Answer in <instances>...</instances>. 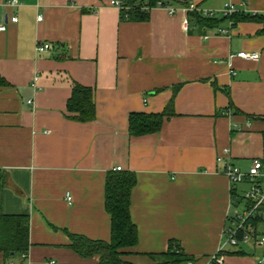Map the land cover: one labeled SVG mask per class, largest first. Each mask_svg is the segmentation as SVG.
<instances>
[{"label":"crops","instance_id":"0c3cea01","mask_svg":"<svg viewBox=\"0 0 264 264\" xmlns=\"http://www.w3.org/2000/svg\"><path fill=\"white\" fill-rule=\"evenodd\" d=\"M6 1L0 0V76L8 84L0 86V215L29 216L31 246L24 262L0 254V264H97L99 257L69 249V234L111 239L106 180L118 167L139 180L130 201L139 241L124 259L155 264L150 255L166 254L175 241L206 264L239 209L219 157L230 151L243 172L264 159L263 26L228 20L213 29L191 24L188 32L183 11L154 8L147 20L130 21L113 0ZM184 1L219 19L229 4L264 14V0ZM39 45L50 48L38 52ZM242 52L260 60L238 58ZM76 83L94 90L92 122L69 118ZM171 101L175 116L158 133L130 135L132 114H159ZM263 254L264 247L229 248L225 264H259Z\"/></svg>","mask_w":264,"mask_h":264},{"label":"trees","instance_id":"16d2710c","mask_svg":"<svg viewBox=\"0 0 264 264\" xmlns=\"http://www.w3.org/2000/svg\"><path fill=\"white\" fill-rule=\"evenodd\" d=\"M160 2L164 4L179 3L187 6L184 0H133L130 9L121 12L122 19L130 21H145L149 13L144 10V4L155 8ZM191 22L199 29L219 28L228 20L236 26L242 22H256L263 26L260 34L264 35V16L236 13L223 19L205 18L199 13H191ZM0 86H8L0 76ZM94 90L75 84L72 96L67 104V111L72 120L79 123H88L96 119V104ZM174 102L159 114H132L129 122V133L132 137H140L158 133L164 120L175 116ZM264 162V159L262 160ZM137 176L132 172L115 171L107 176L105 191V209L111 218V239L109 241L90 240L85 236L69 234V249L83 259L99 257L97 264H133L124 259L127 251L138 244V229L130 214V201L133 189L137 185ZM235 195V194H233ZM30 220L27 215H0V254L6 260L14 255H22L30 249ZM155 264H187L197 262L194 257L188 256L177 242H170V249L163 255H150ZM5 260V261H6ZM6 261L4 264H8Z\"/></svg>","mask_w":264,"mask_h":264},{"label":"built area","instance_id":"2783aa9c","mask_svg":"<svg viewBox=\"0 0 264 264\" xmlns=\"http://www.w3.org/2000/svg\"><path fill=\"white\" fill-rule=\"evenodd\" d=\"M133 0H113L111 6L117 8L120 12H125L130 9V2ZM18 4V0H8L6 5L15 6ZM155 8H161L169 12L170 15L179 14L183 11L187 17L184 21V26L186 30L191 31V13H199L205 18H217L219 16L218 12L201 10L197 5L188 4L187 6L175 7L172 4H164L160 2ZM154 8L149 7V5L144 4V10L148 13ZM224 17H231L236 13H239L233 6L226 5L224 10L221 12ZM257 16V15H254ZM264 16V14H262ZM18 18L14 17L11 22L14 24L18 23ZM42 21V17L39 18ZM6 31V25H0V32ZM222 34L226 32L223 30L219 31ZM50 48L49 45H39L38 52H44ZM238 58L256 61L260 60V55L257 53H247L242 52L237 55ZM232 75L235 72L231 71ZM37 80V79H36ZM219 162H223L225 166L224 173L229 178L232 194L234 198L232 203L240 208L243 206V211H237L234 217L230 218V225L226 230V241L219 248V250L207 258L206 264H225L224 253L229 248H239L241 245H250L254 247H264V162L262 160H254L250 170L248 172H243L242 169L236 167L231 161L230 151L226 150L223 155L218 159ZM122 168L118 167L116 171H121ZM241 185H246L248 189L244 191L243 195L237 198V193H239V187ZM68 200L71 201V197L68 196ZM28 254L24 253L21 255V260L24 262L27 260ZM15 264V263H9ZM51 264H56V262H51ZM187 264H198V262H188ZM259 264H264V254L259 259Z\"/></svg>","mask_w":264,"mask_h":264},{"label":"rangeland","instance_id":"374dc122","mask_svg":"<svg viewBox=\"0 0 264 264\" xmlns=\"http://www.w3.org/2000/svg\"><path fill=\"white\" fill-rule=\"evenodd\" d=\"M245 187H247V186H246V185H241V186H240V189L242 190V189L245 188ZM246 189H248V187H247ZM238 208H239V207H238ZM238 211H239V212H242V211H243V206L240 207V208L238 209ZM18 256H19V255H14V256H12V257H11V260L17 258Z\"/></svg>","mask_w":264,"mask_h":264}]
</instances>
